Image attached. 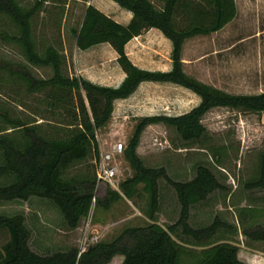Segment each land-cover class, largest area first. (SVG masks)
Listing matches in <instances>:
<instances>
[{
	"label": "trees",
	"instance_id": "16d2710c",
	"mask_svg": "<svg viewBox=\"0 0 264 264\" xmlns=\"http://www.w3.org/2000/svg\"><path fill=\"white\" fill-rule=\"evenodd\" d=\"M113 1L132 14L128 23L121 24L94 5L86 4L78 27L71 29V33L78 50L102 43L115 50L117 63L126 74L117 87L65 74L61 41L47 42L38 37L35 22L40 13L53 9L57 13L55 23L60 27L68 0H33L29 4L0 0V16H6L16 28L15 33L1 31L0 40L17 45L26 61L15 65L0 63V72H7L10 79L21 83L27 95H40L45 112L60 118L30 121L11 117L7 109L0 108V178L5 179L0 182V201H27L30 197L50 200L66 226L73 230L88 216L94 202L108 208L121 198L136 204L141 199L144 200L142 212L150 222L125 227L112 240L99 241L84 251L70 247L39 254L29 246L30 233L23 215L0 214V229L8 233L0 251V264H108L117 255L123 256L120 264H247L239 259L238 247L233 242L210 243L222 226H228L218 217L202 227L189 224L191 208L222 188L213 172L198 164L193 178L174 181L163 167L145 166L136 152L149 125L162 124L173 129L183 141V148H187L189 144L203 143L207 129L201 121L212 108L264 113V91L231 94L189 76L183 68L184 42L197 35L217 32L230 23L237 15L235 0H158V6L152 0ZM151 28L160 30L172 43L169 71L141 69L125 53L126 43ZM28 65L50 66L53 74L48 79L35 78ZM144 81L176 84L197 94L200 102L181 115L138 118L123 153L133 175L120 182L118 191L108 186L103 198L96 199L94 172L78 178H68L65 173L90 155L93 159L98 157L96 132L110 121L114 101L129 97ZM257 168L256 176L245 183L246 188L264 189V148ZM161 179L174 189L180 205L178 220L166 227L155 220L160 207ZM261 212L243 207L241 217L255 219ZM177 231L194 246L175 239ZM242 234L248 241L264 243L262 226L246 227Z\"/></svg>",
	"mask_w": 264,
	"mask_h": 264
},
{
	"label": "rangeland",
	"instance_id": "374dc122",
	"mask_svg": "<svg viewBox=\"0 0 264 264\" xmlns=\"http://www.w3.org/2000/svg\"><path fill=\"white\" fill-rule=\"evenodd\" d=\"M29 4L33 0H19ZM156 6L158 0H152ZM94 3L100 11L121 24L128 19V11L113 0H68L64 8L60 27L55 23L56 12L48 8V13H40L36 20V30L40 39L47 42L60 40L65 55L64 73L76 75V64L84 65V73L92 78L97 64L111 59L108 46L80 51L74 44L71 29L77 28L86 4ZM237 15L221 30L201 35L186 46L188 58L203 57L204 64L195 66L192 72L201 82L231 94H258L264 91V0H235ZM15 33L16 28L6 16H0V32ZM0 63L26 64L21 49L0 40ZM35 78L48 79L53 70L50 66L28 65ZM153 90V91H152ZM151 89V95H156ZM188 89L164 85V113L178 114L187 110L192 99ZM197 98L199 96L194 94ZM40 95H27L24 86L10 79L7 72H0V108L7 109L11 117L37 120L41 117L57 120L56 114H48L39 101ZM177 104H179L177 108ZM181 105V107H180ZM40 111V113H37ZM57 113V112H56ZM52 116V117H51ZM138 118H130L117 123L116 118L98 129L96 139L100 151L113 142H122L126 147ZM207 129L203 143L189 144L183 148V141L171 128L162 124L149 125L143 131L136 149L147 167H163L174 181H188L195 175L198 164H204L221 183L222 188L211 193L205 201L190 210L189 224L202 227L218 217L228 226H222L210 240L218 243L231 241L238 247V257L247 264H264V243L248 241L242 234L246 227H264V189L245 187V183L257 174L258 161L264 148V113H243L228 108H212L202 118ZM219 162H217V160ZM118 175L113 190H119L120 182L133 175L124 156L117 162ZM95 173L93 157L69 168L65 175L78 178L86 173ZM0 178V182H4ZM108 186L96 187V199H102ZM160 207L156 213L157 223L166 227L179 218L180 205L174 189L164 180L159 181ZM137 204L126 198L119 199L105 208L94 202L87 217L76 229H69L57 209L47 199L30 197L27 201H0V214H22L29 230V246L39 254H50L77 247L80 251L99 241H110L128 226L145 225L150 222L143 212L144 200ZM252 207L261 209L255 219H242L241 209ZM174 238L182 244L194 246L177 231ZM8 240L6 230L0 229V251ZM195 248H198L197 246ZM123 256L117 255L108 264H120Z\"/></svg>",
	"mask_w": 264,
	"mask_h": 264
},
{
	"label": "crops",
	"instance_id": "0c3cea01",
	"mask_svg": "<svg viewBox=\"0 0 264 264\" xmlns=\"http://www.w3.org/2000/svg\"><path fill=\"white\" fill-rule=\"evenodd\" d=\"M89 4L94 5V3L92 2ZM131 16L132 14L128 11V19L125 24L129 22ZM198 37H201V35H197L187 39L184 42L182 49V61L184 71L186 74L196 79L198 78L189 70H191L195 66H202L204 64V62L202 61L203 57L188 58L185 52L187 44L189 42L195 41ZM105 45L108 46V48H110L111 50V59H109L108 61L107 59H104L101 63L97 64L95 76L93 78L91 76H86L83 69L84 65L79 62L76 64L77 74L74 76H81L95 84L103 86H119L120 83L124 80L126 74L117 63V53L115 52V50L108 43L98 44L89 49ZM124 50L129 60L135 66L141 69H146L150 71H169L172 67V61L170 59L172 43L162 34L160 30L156 28H151L143 32L141 35L131 39L128 43H126ZM164 85L175 87L177 86L179 88L184 89V87L172 83H160L149 81L141 82L136 88V90L129 97L114 101L113 112L111 117L116 118L117 123H122L123 121L127 122V120L130 118H140L144 116H175L186 113L191 108L199 104L200 97L197 98L194 95L195 93H190L186 91L188 98L192 99L190 107L184 112L178 114L164 113ZM151 89H155L156 91H158V93L155 92L156 95H151V92L153 91H151ZM178 106L179 104H177V108Z\"/></svg>",
	"mask_w": 264,
	"mask_h": 264
},
{
	"label": "built area",
	"instance_id": "2783aa9c",
	"mask_svg": "<svg viewBox=\"0 0 264 264\" xmlns=\"http://www.w3.org/2000/svg\"><path fill=\"white\" fill-rule=\"evenodd\" d=\"M124 149L122 142H113L105 150L100 151L99 148L98 157L93 159L96 187L100 184L115 187V180L119 172L117 162L124 156Z\"/></svg>",
	"mask_w": 264,
	"mask_h": 264
}]
</instances>
